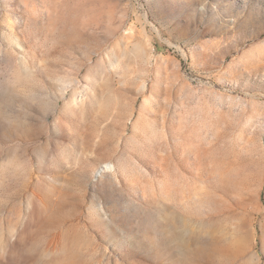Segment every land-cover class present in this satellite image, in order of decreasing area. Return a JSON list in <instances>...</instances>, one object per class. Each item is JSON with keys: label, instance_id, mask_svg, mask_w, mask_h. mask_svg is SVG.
Wrapping results in <instances>:
<instances>
[{"label": "rangeland", "instance_id": "1", "mask_svg": "<svg viewBox=\"0 0 264 264\" xmlns=\"http://www.w3.org/2000/svg\"><path fill=\"white\" fill-rule=\"evenodd\" d=\"M0 264H264V0H0Z\"/></svg>", "mask_w": 264, "mask_h": 264}]
</instances>
